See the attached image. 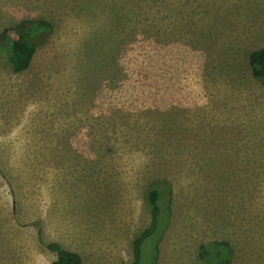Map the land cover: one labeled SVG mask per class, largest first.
Returning a JSON list of instances; mask_svg holds the SVG:
<instances>
[{
    "label": "rangeland",
    "instance_id": "1",
    "mask_svg": "<svg viewBox=\"0 0 264 264\" xmlns=\"http://www.w3.org/2000/svg\"><path fill=\"white\" fill-rule=\"evenodd\" d=\"M24 19L51 29L19 71L0 54V264H50L47 242L128 264L157 182L138 264H205L211 241L264 264V86L247 62L264 0H0L6 43Z\"/></svg>",
    "mask_w": 264,
    "mask_h": 264
},
{
    "label": "trees",
    "instance_id": "2",
    "mask_svg": "<svg viewBox=\"0 0 264 264\" xmlns=\"http://www.w3.org/2000/svg\"><path fill=\"white\" fill-rule=\"evenodd\" d=\"M17 35L16 38L5 42L6 30L0 32V54L4 62L13 69L19 71L25 68L39 45L41 40L49 32L50 24L43 19H24L16 23L13 27ZM247 62L251 76L264 86V48L251 50L247 54ZM166 185L159 186V183H152L147 192L146 200L150 208V223L138 233L132 241V257L128 264H138L142 252L140 246L145 238L150 235L157 226V219L160 215L159 198L160 192L166 190ZM221 242L211 241L201 244L198 247V258L205 264H228V259L219 257L226 255V248L219 247ZM45 247L53 252L55 258L50 264H81L78 253L62 247L57 242H47ZM218 258L220 260H218Z\"/></svg>",
    "mask_w": 264,
    "mask_h": 264
}]
</instances>
